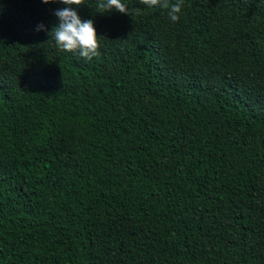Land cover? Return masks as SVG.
<instances>
[{"label": "trees", "instance_id": "trees-1", "mask_svg": "<svg viewBox=\"0 0 264 264\" xmlns=\"http://www.w3.org/2000/svg\"><path fill=\"white\" fill-rule=\"evenodd\" d=\"M99 2L0 0V264H264V0Z\"/></svg>", "mask_w": 264, "mask_h": 264}, {"label": "clouds", "instance_id": "clouds-1", "mask_svg": "<svg viewBox=\"0 0 264 264\" xmlns=\"http://www.w3.org/2000/svg\"><path fill=\"white\" fill-rule=\"evenodd\" d=\"M57 2V0H43V3ZM67 7L57 9L54 15L58 18V25L52 28L49 35L55 40L56 45L62 51L78 52L82 58L91 60L100 55V41L91 19H82L77 8L83 6V0H58ZM140 3L148 8L158 7L168 10V16L172 22L179 20V13L182 8V0L170 4L169 0H140ZM97 8L99 13H111L113 10L121 14H130L128 6L122 0H101ZM45 30L43 24L38 25L37 31Z\"/></svg>", "mask_w": 264, "mask_h": 264}]
</instances>
